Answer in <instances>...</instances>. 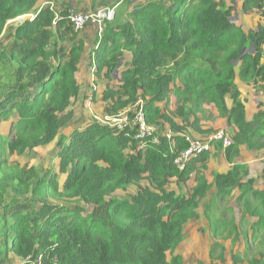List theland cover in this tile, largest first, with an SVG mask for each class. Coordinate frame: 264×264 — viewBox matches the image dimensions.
<instances>
[{"label":"trees","instance_id":"trees-1","mask_svg":"<svg viewBox=\"0 0 264 264\" xmlns=\"http://www.w3.org/2000/svg\"><path fill=\"white\" fill-rule=\"evenodd\" d=\"M233 9L225 0H149L126 16L114 12L96 29L91 60L96 75L114 84L83 95L76 74L85 39L68 9L0 0V264H183L176 249L184 224L198 217L211 185L219 197L239 190L242 221L254 218L250 240L263 245L249 263L264 264V191L255 178L243 180L248 167L236 160L241 145L264 155V111L248 118L236 83L264 92V22L244 30L232 21ZM242 12L264 16V0H243ZM125 51L130 58L120 67ZM90 94L102 96L108 115L125 111L131 118L141 110L153 133L138 139L135 127L94 118L68 131L71 101ZM203 104L234 126L230 145L211 141L231 162L226 172H212V182L204 172L212 149L183 169L173 162ZM53 142L57 169L10 160ZM191 178L195 184L185 188ZM131 186V194L114 193ZM234 251L231 264H238L243 258Z\"/></svg>","mask_w":264,"mask_h":264},{"label":"rangeland","instance_id":"rangeland-1","mask_svg":"<svg viewBox=\"0 0 264 264\" xmlns=\"http://www.w3.org/2000/svg\"><path fill=\"white\" fill-rule=\"evenodd\" d=\"M227 1L229 3L232 2L233 5H235L238 0L236 2H234V0H227ZM236 7L237 8L233 9L231 13L232 21L239 22L241 26H244L247 29V18L244 17L245 14L241 10H239L238 6ZM242 15H243V20H242ZM29 16L30 15H25L22 18H27ZM260 20L264 22V16H262ZM263 56H264V53H263ZM78 79L80 81L79 83L82 88L83 95L85 94V92H88L87 91L88 88H93L95 93L99 92L100 87H104L103 89H105L104 83L107 82V80L111 81L109 85L114 84V80H112L110 77H107V78L100 77L96 75V69L92 67L87 68L86 66H83L82 70L80 69L78 73ZM115 79L116 80L119 79V76L116 75ZM83 95L82 96L79 95L77 98L71 101L70 110L73 116L71 120L72 122H74V124L69 125L68 131L71 130L73 126H77L76 124H79V125L82 124L80 122L85 119L94 118V119L101 120L104 122H108V121L112 122L113 118H121L124 116V114H126L125 111H121L115 115H108L105 111L107 104L101 99L100 94H97L96 97H93L90 94L85 99L83 98ZM160 104H163V103L161 102ZM227 104H230L229 99H227ZM215 111L217 112V110L214 107H212L211 104H207L206 107L202 108L200 114L201 115L206 114L207 116H209V118L213 119V122L211 124L204 123L207 125V127L202 128L200 131L201 133H196L193 131L192 128L189 129L188 127H186L184 134H187V136H189L190 138L203 139L216 131L228 130V128H225V126L226 127L229 126L225 122L226 118L220 116L218 112H217L218 113L217 116H213L212 112H215ZM221 121L225 122L224 127L221 124ZM5 124H6L5 125L6 127L3 125V129L7 132L8 130L7 123ZM162 129H165V127ZM54 144L55 143L53 142L45 147L34 148L31 151L27 152L26 154H21L19 156L14 154L10 156V160L11 161L17 160L22 166L23 165H27V166L38 165L40 163H43L45 168L55 165L57 169L58 160L55 159V156H56V152L58 149L56 148ZM214 154H216V152L212 153L210 156H213ZM204 172L208 176L209 169L206 168ZM208 178H210V176ZM62 179H63V175L62 174L58 175V180L61 181ZM143 182H146V180H143ZM173 183L174 182H172L169 185V187H175V184ZM190 185H193V182L191 179L187 180L186 184L183 186L185 188L187 187L189 188ZM135 190H136V186H131L125 191L116 190L114 193L116 195H125V194H131ZM212 190H215V189L210 187L208 190V194L206 195L205 198L202 199L201 205L197 209L198 217H201L202 219L207 221L210 242L209 244L204 243V241L202 242L201 236L200 237L199 235L196 236L195 232H191L192 230L191 228L189 229V231H190L191 236L193 237V240H195V244H193L194 246H192V248L195 249L194 252L198 251L199 254H202L203 256H205L207 254V248L211 246L212 244H214V247H213L214 257H211L209 259H213V258L218 259L219 258L218 256L222 254L225 256V258H227V261H230L229 257H230V253L232 249L230 250V246L225 245L227 243V240L232 237L234 230H236L237 232L241 231L242 233L246 232L248 235L249 229L247 227L249 224L248 222L242 221V216L240 214L241 206H240V202L237 201V194L239 193V190L235 191L231 195L224 196V197H219L216 191L214 193H211ZM84 207L88 210H91V208L88 206L84 205ZM206 214H210V217H211L210 220L206 218ZM199 229L203 231L204 229L203 225H200ZM198 237L199 239H197ZM184 242L186 243L181 244L178 247V251H177L179 252V254H181V256L185 255L188 252H191L188 249V240H186V237H185ZM197 242L199 244L198 245L199 248L198 246L196 248ZM244 243L246 244V246L244 245L243 252L241 254L244 255L246 260H250L254 256V254L258 253V251L263 248V245L258 242L257 243L244 242ZM235 248L236 247H234V249ZM190 264H193V262Z\"/></svg>","mask_w":264,"mask_h":264},{"label":"crops","instance_id":"crops-1","mask_svg":"<svg viewBox=\"0 0 264 264\" xmlns=\"http://www.w3.org/2000/svg\"><path fill=\"white\" fill-rule=\"evenodd\" d=\"M38 1L41 4H46L48 2H54L58 6V8L59 7H62V8L66 7L68 9L69 13L87 12V11H93V10H97V9H113V12L117 11V12L121 13L122 15L126 16V12L132 10L134 5H136L138 3H143L145 1H149V0H52V1L38 0ZM225 1L228 4L234 6V9L237 8L236 6H238L239 10L242 11L243 0H238V1L234 0V2L237 1V3L235 5H233L232 2L229 3L227 0H225ZM243 13L245 14L244 17L247 18V29H246V27L242 26L244 30H249L251 28L256 27L257 25H255V24H257L258 21L263 22L260 20V18H261L260 15L253 14L250 12H243ZM242 20H243V15H242ZM96 29H97V26L95 24L89 23L85 26V28L83 30L78 31V36L80 38L85 39V50H84V54H83L82 61L80 64L79 71H80V69L82 70L83 66H86L87 68H89V67L94 68L93 63H91V60H92L93 49H94L95 42H96L95 41V37H96L95 35L97 33ZM129 56H130L129 52L125 51L124 61L122 62L120 67H122L125 62L129 61V58H130ZM262 62H264V56L262 58ZM79 71L76 74L77 79H78ZM101 76L104 78L108 77V76L105 77L103 74H101ZM115 76H116V74L113 77L114 79H115ZM78 82H80L79 79H78ZM110 82L111 81L107 80V82H105L104 85L106 83H110ZM236 83L238 84L239 90L241 92V98H242L243 103L245 105V112H246V115L248 116V118H251L253 116V114L259 109L264 111V92L254 88L252 85L242 84L239 79L236 80ZM110 86H112V85H110ZM103 88L104 87H100L99 90L101 91ZM89 89L90 88H88V90ZM101 99H102V96H101ZM161 102L163 104H160ZM161 102L158 103V105L160 107L164 106V101H161ZM206 105L207 104H203V107H206ZM211 106L215 108V106L213 104H211ZM228 106H230V104H228ZM170 107H171V109H175V104H174L172 94L170 95ZM200 112L201 111H197L192 116V120L194 119V121H195L193 126H187L189 129L192 128L193 131L196 133H201L200 132L201 129L207 127V125L204 123L211 124L213 122V119L209 118V116H207L206 114L201 115ZM217 112L216 111L212 112V115L217 116L218 115ZM174 119L176 122H180V119L178 117H175ZM225 122L221 121V124L223 125V127L225 125ZM225 128H228V130L230 131V130H232V128H234V126H228V127L225 126ZM204 134H206V133H204ZM215 152H216V154H214L213 156H209L207 163H206L207 168L209 169L208 176L206 175L208 182H212V172L224 173L231 166V162L227 160V158L225 157L222 150H218V149L213 148V150L210 152V155L212 153H215ZM236 160L240 161L243 164H246V166L248 167V175L243 180H246L249 177L255 178L257 187L264 191V155H263L262 150H249V149H247V147L245 145H241L239 147V156L236 158ZM209 176H210V178H208ZM191 180H192L193 185H194L195 182L193 181L192 178H191ZM193 185H190V187ZM210 187L215 189L214 185H211ZM215 191L216 190H212L211 193H214ZM207 194H208V191H207ZM240 214H241V212H240ZM246 220H247V222H251L254 220V218L250 217V216H246ZM200 225H203V228H204L203 231H201L199 229ZM191 228H192L191 232H195L196 236H198V235H199V237L201 236L202 242L204 241V243H207V244H209V242H210L207 221L202 219L201 217L188 220L184 224L183 232H184V235L186 237V240H188V249L191 252H188L182 256L183 264H186V263L190 264L192 262H193V264H221V262H220V256L221 255L218 256L219 257L218 259H214V258L209 259L211 257H214V251H213V256L210 255V252L213 249L214 244H212L211 246H209L207 248V254L205 256H203L202 254H199L198 251L194 252L195 249H193L192 246H194L193 244H195V240H193V237L190 234L189 229H191ZM247 228L249 229V232H248L249 241L248 242L253 243L252 240H250L251 230L249 228V225ZM238 233H239V235H238L239 239L235 242L234 246L232 245V238H233L234 233L232 234V237L227 240V243L225 245L230 246V250L231 249L233 251L235 250L234 252L237 251L239 253V255L241 256V258H243V261L238 263V264H251V263H249V261L253 258H258L259 254L256 253V254H254V256L250 260H246L244 255L241 254L243 252L244 245L246 246V244L244 243V242H246V240L244 239V235L241 231ZM199 237L197 239H199ZM184 241L182 242V244L186 243ZM255 243H257V241H255ZM198 245L199 244L197 242L196 248ZM178 247L176 249V252L178 251ZM234 247H236V248L234 249ZM198 248H199V246H198ZM202 248H203V246H202ZM177 253H179V252H177ZM229 258H230V261H227V258H225L226 262L224 264H231V253H230Z\"/></svg>","mask_w":264,"mask_h":264},{"label":"built area","instance_id":"built-area-1","mask_svg":"<svg viewBox=\"0 0 264 264\" xmlns=\"http://www.w3.org/2000/svg\"><path fill=\"white\" fill-rule=\"evenodd\" d=\"M113 9H97L87 12H72L69 14L68 19L75 31H81L89 23L95 24L98 29V33L101 32L103 20L110 19L113 16ZM111 125H117L119 129H123L125 126L135 127V137L143 139L146 136H150L153 133L154 127L146 124L144 114L141 110H138L131 118L124 114L121 118H113ZM163 134L170 138L172 132L166 130ZM188 141V146L180 150L175 154L173 162L178 169L186 167L189 160L193 157L200 155L205 151H211V141H218L222 143L223 147H226L232 143V136L228 130H219L203 139L190 138L185 134ZM153 142H158V135L152 136Z\"/></svg>","mask_w":264,"mask_h":264},{"label":"bare ground","instance_id":"bare-ground-1","mask_svg":"<svg viewBox=\"0 0 264 264\" xmlns=\"http://www.w3.org/2000/svg\"><path fill=\"white\" fill-rule=\"evenodd\" d=\"M29 17H31V16H29Z\"/></svg>","mask_w":264,"mask_h":264}]
</instances>
